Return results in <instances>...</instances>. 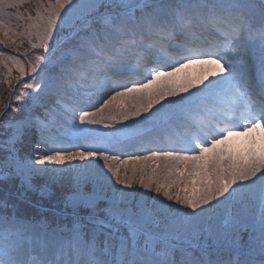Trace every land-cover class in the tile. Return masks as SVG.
Here are the masks:
<instances>
[{
	"label": "snow or ice",
	"instance_id": "1",
	"mask_svg": "<svg viewBox=\"0 0 264 264\" xmlns=\"http://www.w3.org/2000/svg\"><path fill=\"white\" fill-rule=\"evenodd\" d=\"M257 24L264 0H0V264H264Z\"/></svg>",
	"mask_w": 264,
	"mask_h": 264
},
{
	"label": "rangeland",
	"instance_id": "2",
	"mask_svg": "<svg viewBox=\"0 0 264 264\" xmlns=\"http://www.w3.org/2000/svg\"><path fill=\"white\" fill-rule=\"evenodd\" d=\"M254 2L255 3H259V0H254ZM255 43H257V41H254V47L255 48H258L257 46H256V44ZM29 46L27 45V44H25L21 49H20V51H24L26 48H28ZM5 51H7L6 49H5ZM0 73H5L6 74V69H3V68H0ZM15 77H16V73L15 72H13V76H12V83H13V85L14 86H17V81H16V79H15ZM5 79V76L4 75H0V81H2V80H4ZM6 85L5 84H3V83H0V104H7V103H9V97H10V95H11V93L9 92V90H8V92L7 93H4L5 92V90L6 89H8L7 88V86L5 87ZM20 89L18 88V87H16V91H19ZM7 118V117H6ZM54 120H56L57 122H59V117L57 116V114L56 113H53V117H52ZM132 149H128V151H131ZM244 239L246 240L247 239V235L245 234V236H244Z\"/></svg>",
	"mask_w": 264,
	"mask_h": 264
},
{
	"label": "bare ground",
	"instance_id": "3",
	"mask_svg": "<svg viewBox=\"0 0 264 264\" xmlns=\"http://www.w3.org/2000/svg\"><path fill=\"white\" fill-rule=\"evenodd\" d=\"M254 58H256L255 59V62H254L256 64L255 67H259V64L261 62V59L264 58V45L261 46V48H259V50L257 52L253 51L252 59H254Z\"/></svg>",
	"mask_w": 264,
	"mask_h": 264
},
{
	"label": "trees",
	"instance_id": "4",
	"mask_svg": "<svg viewBox=\"0 0 264 264\" xmlns=\"http://www.w3.org/2000/svg\"><path fill=\"white\" fill-rule=\"evenodd\" d=\"M7 92H8V89H6L4 93H7ZM28 215H29V218H31L32 213H29Z\"/></svg>",
	"mask_w": 264,
	"mask_h": 264
}]
</instances>
